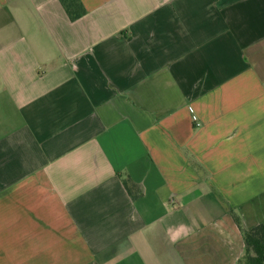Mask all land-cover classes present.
Here are the masks:
<instances>
[{
	"label": "crops",
	"instance_id": "1",
	"mask_svg": "<svg viewBox=\"0 0 264 264\" xmlns=\"http://www.w3.org/2000/svg\"><path fill=\"white\" fill-rule=\"evenodd\" d=\"M78 1L0 0V264H238L264 0Z\"/></svg>",
	"mask_w": 264,
	"mask_h": 264
},
{
	"label": "trees",
	"instance_id": "2",
	"mask_svg": "<svg viewBox=\"0 0 264 264\" xmlns=\"http://www.w3.org/2000/svg\"><path fill=\"white\" fill-rule=\"evenodd\" d=\"M63 1L67 12L73 19L85 12L79 3L80 1L69 0V3H67L66 0ZM122 182L131 199L137 200V198L143 194L142 191L139 190L138 185L135 184L129 176H125ZM232 215L244 242V255L239 260L238 264H264V225L260 224L252 229H246L241 217L235 213H232Z\"/></svg>",
	"mask_w": 264,
	"mask_h": 264
},
{
	"label": "clouds",
	"instance_id": "3",
	"mask_svg": "<svg viewBox=\"0 0 264 264\" xmlns=\"http://www.w3.org/2000/svg\"><path fill=\"white\" fill-rule=\"evenodd\" d=\"M176 237H173V242H175Z\"/></svg>",
	"mask_w": 264,
	"mask_h": 264
}]
</instances>
